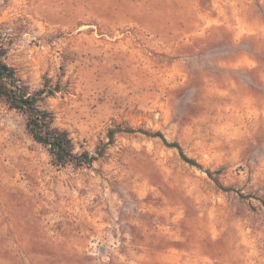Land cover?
<instances>
[{
	"label": "rangeland",
	"instance_id": "1",
	"mask_svg": "<svg viewBox=\"0 0 264 264\" xmlns=\"http://www.w3.org/2000/svg\"><path fill=\"white\" fill-rule=\"evenodd\" d=\"M2 43L96 159L0 99V264H264V0H0Z\"/></svg>",
	"mask_w": 264,
	"mask_h": 264
},
{
	"label": "trees",
	"instance_id": "2",
	"mask_svg": "<svg viewBox=\"0 0 264 264\" xmlns=\"http://www.w3.org/2000/svg\"><path fill=\"white\" fill-rule=\"evenodd\" d=\"M7 51L0 44V99L10 108L24 113L27 117V128L35 140L44 144L61 165L73 162L78 165L91 164L96 157L88 150L75 152V142L68 131L54 125V114L40 103L46 90H32L28 82L19 74L18 69L6 59ZM120 130V129H119ZM131 130V129H130ZM110 137H114V130H110ZM159 136L172 147L178 148L181 157L192 165H202L189 157L178 141L169 142L161 131L149 133ZM213 176L211 170H207ZM221 185L219 179L214 178ZM222 186V185H221Z\"/></svg>",
	"mask_w": 264,
	"mask_h": 264
}]
</instances>
